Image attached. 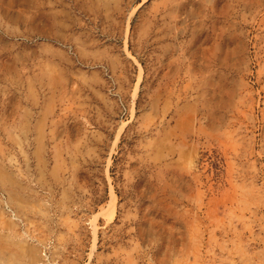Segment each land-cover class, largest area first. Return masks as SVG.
<instances>
[{
    "label": "rangeland",
    "instance_id": "1",
    "mask_svg": "<svg viewBox=\"0 0 264 264\" xmlns=\"http://www.w3.org/2000/svg\"><path fill=\"white\" fill-rule=\"evenodd\" d=\"M0 264H264V0H0Z\"/></svg>",
    "mask_w": 264,
    "mask_h": 264
}]
</instances>
